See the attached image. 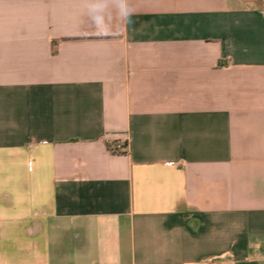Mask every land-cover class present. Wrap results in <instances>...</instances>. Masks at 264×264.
<instances>
[{
	"label": "crops",
	"instance_id": "1",
	"mask_svg": "<svg viewBox=\"0 0 264 264\" xmlns=\"http://www.w3.org/2000/svg\"><path fill=\"white\" fill-rule=\"evenodd\" d=\"M126 5L0 0V264H264V0Z\"/></svg>",
	"mask_w": 264,
	"mask_h": 264
},
{
	"label": "clouds",
	"instance_id": "2",
	"mask_svg": "<svg viewBox=\"0 0 264 264\" xmlns=\"http://www.w3.org/2000/svg\"><path fill=\"white\" fill-rule=\"evenodd\" d=\"M120 11H121V14L123 16H127L128 15V9H127V5H126V0H120ZM101 20L99 17L96 18V23H100Z\"/></svg>",
	"mask_w": 264,
	"mask_h": 264
},
{
	"label": "built area",
	"instance_id": "3",
	"mask_svg": "<svg viewBox=\"0 0 264 264\" xmlns=\"http://www.w3.org/2000/svg\"><path fill=\"white\" fill-rule=\"evenodd\" d=\"M122 149H123V145L119 143L114 147L115 152H121Z\"/></svg>",
	"mask_w": 264,
	"mask_h": 264
},
{
	"label": "rangeland",
	"instance_id": "4",
	"mask_svg": "<svg viewBox=\"0 0 264 264\" xmlns=\"http://www.w3.org/2000/svg\"><path fill=\"white\" fill-rule=\"evenodd\" d=\"M249 2H253V1H249Z\"/></svg>",
	"mask_w": 264,
	"mask_h": 264
}]
</instances>
